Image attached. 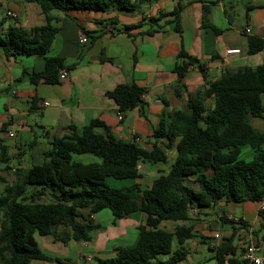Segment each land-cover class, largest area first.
Wrapping results in <instances>:
<instances>
[{"label":"trees","instance_id":"trees-1","mask_svg":"<svg viewBox=\"0 0 264 264\" xmlns=\"http://www.w3.org/2000/svg\"><path fill=\"white\" fill-rule=\"evenodd\" d=\"M23 1L37 3L45 22L29 28L10 23L4 28L6 18L0 19L2 54L7 59L19 55L43 57V70L30 72V80L58 83L60 70H70L76 63L66 65L63 57L48 55L59 31L51 11L136 10L141 4L156 0ZM166 15L174 16L175 28L181 32L180 9ZM133 27L137 24L128 28ZM248 41L249 53L264 48V37L248 34ZM178 57L175 71L180 82L191 66L206 73V63L198 57L183 49ZM183 85L177 87L179 96V87ZM145 91V87L132 81L118 84L107 95L123 112L140 105ZM263 94L264 62L237 70L226 69L219 78L190 92L184 106L164 115L154 130V137L167 139L165 147L170 148L176 142L177 154L170 169L145 186L138 181L114 186L108 180L140 178L141 160L169 161L164 148L155 144L148 150L135 141L123 140L107 131L99 132L98 128L105 125L99 118L92 119L81 130L71 124L70 133L50 140L42 163L21 164L17 180L7 183L0 191V264H31L34 259L66 264L60 258L48 256L35 234L53 235L66 244L71 240L90 241L93 231L99 227L90 216L103 208L111 209L115 219L137 210L144 211L146 218L139 227L136 245L118 247L111 257H96L95 264L183 261L189 254L185 243L198 235L194 225L178 224L170 230L161 226L162 221H189L194 209L210 207L220 200L258 204L264 201V131L251 122L253 117L264 118ZM8 125L3 122L0 126V162L7 166L11 159L9 145L1 133L7 131ZM243 145L253 149L251 159L241 156ZM82 154L94 155L98 160L86 163L74 158ZM227 217L221 216L222 222L247 226L241 218ZM262 219L264 228V214ZM237 229L234 225L232 234L214 246L218 264H248L236 254L233 240ZM175 238L180 246L173 250Z\"/></svg>","mask_w":264,"mask_h":264},{"label":"crops","instance_id":"crops-1","mask_svg":"<svg viewBox=\"0 0 264 264\" xmlns=\"http://www.w3.org/2000/svg\"><path fill=\"white\" fill-rule=\"evenodd\" d=\"M229 1L232 4L227 5ZM23 3L33 8L34 12H28L22 21L6 20L4 28L10 23L29 28L45 22V15L37 3L20 0V4L24 6ZM234 6L232 0H156L141 4L136 10L109 9L102 14L101 11L98 14L93 10L77 9L68 12L57 9L51 11L59 31L48 55L63 57L66 65H76L70 70L61 69L59 77L62 70L67 71V77L60 78L58 83H46L43 79L34 83L29 74L43 70V57L19 55L7 59L0 51V91L5 89L25 103L22 111L17 109L15 112L21 115L19 118L13 115L15 113L12 111L11 99L4 103L6 112L0 115V126L3 122H8L9 125L1 136L7 140L13 137L8 134V131L14 132L12 126H26L27 120L23 117L25 113H40L45 122L43 127L47 131V142L34 139L31 155L32 163L39 164L44 161V152L54 136L70 133L71 124L81 130L92 119L99 118L105 124L98 128L99 132L107 131L123 140L135 141L148 150L155 144L164 148L169 161L164 163L165 166H158L157 172L159 175L167 172L177 154L176 142L167 148L166 138L158 139L153 136L164 115L182 108L190 92L219 78L224 70H237L264 62V48L259 52L249 53L248 41V34L264 37V0H248L246 18L243 20L235 16ZM175 9H180L181 32L175 28L174 16L166 15ZM2 18L5 17L0 19ZM135 24L137 27L128 28ZM247 28H250V32L246 31ZM82 36H87V42L81 41ZM94 36L96 38L93 39ZM91 37L98 44H93ZM86 44L90 47L85 51ZM182 49L206 63L205 74L194 67L179 81L175 66ZM229 49L238 51L228 52ZM68 58H74L75 61L69 63ZM132 81L145 87L146 91L140 105L122 112L115 100L107 95V91L120 83ZM179 84H184L179 87L181 96L176 93ZM5 135L9 137L6 138ZM7 144L10 157L14 154V148L21 151V142L16 141L14 146ZM19 158L24 161L21 164H29L25 157ZM74 158L86 163L98 160L91 154L75 155ZM149 163L154 162H139L141 177L133 179L131 183L138 181L145 186L156 178L153 177L155 175H150L152 166ZM159 163L163 162L155 164ZM7 183L9 182L5 183L4 188ZM236 204L240 205L242 214L235 215L224 209L225 206H230L229 209L232 207L234 210L233 206ZM208 208L194 209L190 220L183 221L194 225L198 235L190 240L195 246L198 245L195 240L198 238L207 241L215 237L221 238L222 242L232 234L234 225L238 229L233 244L237 247L236 254L240 258L243 254L241 241L264 239V234L256 231L253 225L256 221L260 224L263 221L264 211L259 210L258 203L220 200ZM102 210L90 216L99 227L93 231L90 241H82L84 249L81 250L80 257L83 256L85 262H88L87 257L92 262L96 257L115 255L118 247L129 248L136 245L140 235L139 227L146 218V213L142 210L133 211L119 219H115L111 211L107 212L105 219L99 220L98 214ZM84 213H88L87 210ZM231 214L246 221L247 226L230 221L222 222L221 216ZM227 223L231 227L225 235L221 233L220 226ZM217 233L219 237H216ZM37 234H40H35L39 246L48 256L70 263L69 257L55 255L58 248L52 246L70 245L75 240L66 244L56 240L53 235H40L39 239ZM210 246L214 248L215 245ZM34 260L31 264L37 263ZM46 261H49L48 264H59L52 259ZM178 264H183V261Z\"/></svg>","mask_w":264,"mask_h":264},{"label":"rangeland","instance_id":"rangeland-1","mask_svg":"<svg viewBox=\"0 0 264 264\" xmlns=\"http://www.w3.org/2000/svg\"><path fill=\"white\" fill-rule=\"evenodd\" d=\"M235 4L234 9H235V16L241 17V19H245L246 17V12H247V1L248 0H232ZM0 18L5 17L8 22H14V21H22V19L25 18V15L28 14V12H34L33 8L27 7L24 3V6L20 4V0H0ZM232 3L227 2V5H230ZM37 6V5H35ZM82 11V10H81ZM94 12V11H93ZM100 11H95L94 13H99ZM103 11H101V14ZM28 25V23H25V25ZM91 42L93 44H98V41L93 40L91 37ZM90 47V45H85V51ZM1 51V49H0ZM87 53H85V56ZM69 63H73L75 60L74 58H68L67 60ZM11 99L13 102L11 105L13 106V112L15 113L17 109L22 111L25 108V103L21 100H17L12 93H9L5 89L3 91H0V115L4 114L6 112L4 108V103H7L8 100ZM263 99H264V94H263ZM209 103V102H208ZM15 117H20L18 113L13 114ZM23 117L27 120V125L26 126H20L18 124H15L12 126L14 130L15 136L8 138L7 135H5L7 143H9L11 146H14V143L16 141L22 143V147L20 148L21 151H19V148L15 149L14 148V154L11 155V161L9 162V166H7L5 163L0 162V190L4 188V185L6 182L13 183L17 180L18 178V173L17 169L21 167V163H23L20 160V156L25 157L27 159V162L29 164H32L31 161V155H32V141L34 139L38 140L39 142H47V131L44 129L43 124L44 118L43 116L38 113V112H30V113H25ZM252 124L260 131H264V118H259V117H253L251 118ZM49 129H52V127H49ZM94 157V155H91ZM242 157L246 159H251L253 157V150L249 145H243L242 146ZM152 166L151 170V176L157 177L159 173L157 172L158 166H165L166 164L164 163H159L156 165L155 163H149ZM133 179H115V178H109L108 182L111 185L114 186H123V185H128L131 184ZM194 183V180L192 182ZM144 186V185H143ZM240 205H235L233 206L234 210H232V207L229 209V207H224L227 211L233 212L235 215L242 214V210L239 207ZM209 207V206H208ZM208 207H204L206 209H209ZM236 207V209H235ZM107 212H111L109 208L103 209L101 212H99V220H103L106 218ZM187 222V221H185ZM183 223V221H175V220H164L161 224L162 227H165L170 230H174L175 227L178 224ZM254 227L256 231L261 232L264 234V228L261 227V224L259 221H256L254 224ZM230 224H223L220 226V231L222 234L227 233V231L230 229ZM39 239L41 238L40 235H36ZM198 241V245H194L192 240H188L185 243V246L189 249V254L186 259L183 260V264H218L217 259L215 258V251L213 248L210 246L212 245H218L221 243V238H215L212 237L211 239L205 241L201 240L200 238L195 239ZM67 246V247H66ZM54 245L52 247L58 248L57 251H55V255L63 257L67 256L70 259L69 264H83L85 260L80 257V252L81 250L84 249V245L82 241H73L70 245ZM179 242L175 238L173 241V250H176L179 247ZM163 258H166L167 255H162ZM34 262H37L39 264H48L49 261H44V260H39L35 259ZM56 262V261H53ZM34 263V264H37ZM91 264H95V259L91 262Z\"/></svg>","mask_w":264,"mask_h":264},{"label":"built area","instance_id":"built-area-1","mask_svg":"<svg viewBox=\"0 0 264 264\" xmlns=\"http://www.w3.org/2000/svg\"><path fill=\"white\" fill-rule=\"evenodd\" d=\"M247 32H250V28L246 29ZM87 36H82L81 41L83 43L87 42ZM238 49H229L228 52H235ZM194 68L191 66V69ZM67 77V71L62 70L60 73V78L64 79ZM121 114V112H120ZM10 136H14L13 131H8ZM259 210L264 211V201L259 204ZM228 218L233 220H238L239 218L234 215H229ZM216 237H219V234H216ZM241 247L243 248L242 258L248 262V264H264V239L255 241V240H244L241 241ZM91 258L87 257L86 261H90Z\"/></svg>","mask_w":264,"mask_h":264}]
</instances>
